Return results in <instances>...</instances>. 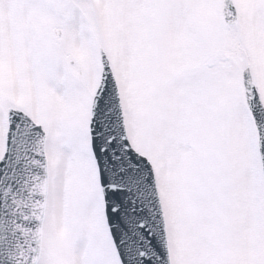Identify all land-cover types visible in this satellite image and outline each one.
I'll return each mask as SVG.
<instances>
[{"label":"snow or ice","instance_id":"1","mask_svg":"<svg viewBox=\"0 0 264 264\" xmlns=\"http://www.w3.org/2000/svg\"><path fill=\"white\" fill-rule=\"evenodd\" d=\"M0 264H264V0H0Z\"/></svg>","mask_w":264,"mask_h":264}]
</instances>
